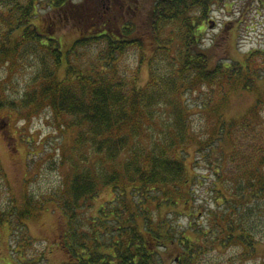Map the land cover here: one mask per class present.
I'll return each instance as SVG.
<instances>
[{"label": "trees", "instance_id": "trees-1", "mask_svg": "<svg viewBox=\"0 0 264 264\" xmlns=\"http://www.w3.org/2000/svg\"><path fill=\"white\" fill-rule=\"evenodd\" d=\"M140 1L0 0V71L6 72L0 77V112L28 120L48 108L59 129L73 132L70 150L61 155V164L73 169L51 199L23 194L20 223L46 201L59 205L68 219L57 241L65 264H160L159 250L171 248L179 249L178 264H200L201 248L218 244L238 246L243 258L257 255L264 248V94L238 121L217 114L206 136L193 128L186 94L205 87L224 96L229 87L254 90L264 76V49L223 59L215 45L205 47L202 26L225 0H154L144 19H133ZM132 47L138 65L123 72L122 57ZM29 67L21 84L19 76ZM236 131L249 143L232 151ZM191 147L215 161L213 190L222 198V207L210 210L209 223L197 230L203 245L180 236L169 217L182 214L196 194L185 165ZM231 164H237L235 172ZM0 174L6 175L1 168ZM108 188L115 196L91 216L89 248L78 210ZM106 234L115 240L105 244ZM30 243L19 240L15 251ZM4 256L2 264L29 262Z\"/></svg>", "mask_w": 264, "mask_h": 264}, {"label": "rangeland", "instance_id": "rangeland-1", "mask_svg": "<svg viewBox=\"0 0 264 264\" xmlns=\"http://www.w3.org/2000/svg\"><path fill=\"white\" fill-rule=\"evenodd\" d=\"M91 1L92 4H98V0ZM153 1L141 0V10H137L133 19H144ZM209 16L202 26L204 30L202 40L207 48L215 45L216 57L243 59L244 55L252 50L264 49V0H225L216 3ZM65 39L71 42L73 35H68ZM132 48L122 57L123 72L128 73L138 65L137 50L135 47ZM142 67L140 80L144 82L147 79V72L145 64ZM29 70L30 67L23 72L22 77L19 76L21 84L25 80L23 76L29 77ZM5 75L6 72L1 70L0 77ZM260 94H264L262 75L254 90L235 91L234 87H229L225 96L220 95L217 90L206 87L195 92L189 91L186 98L195 132H199V136H206L212 132L217 114H222L231 121L244 118L250 109L255 108L254 104ZM262 112L264 114V107L262 111L261 106V115ZM20 115L12 113L11 110L0 112V163L2 164L0 168L6 173V175L0 174V211H2L0 263L6 260L4 256L6 253H12L17 259L29 261L27 263L65 264L67 255L63 248L59 249L57 241L60 238L58 233L64 232L65 226L67 227L68 219L59 205L51 203V200L49 203L46 201L48 204L44 202V208L38 209L36 215L22 220L24 225L20 223L17 205L25 192H31L37 199L43 201L45 199L42 195L50 198L67 173L73 169L70 163L61 164L62 153L68 152L73 143V132L59 129L57 125L60 120L48 108L39 113L36 111L31 113L32 117L28 120L22 115L21 118ZM234 135L237 137V142L231 146L232 151L237 149L236 146H239L240 142L249 143L245 137L239 140V131ZM188 152L185 165L188 175L194 179L193 188L196 194L189 200L188 208H181L184 211L182 214L173 212L169 217L174 226L179 224L180 236L188 237L196 245H203L205 242L203 235L197 230L209 223L210 210H218L222 207V198L213 190V179L216 176L213 169L215 161L212 160L211 163L203 158L197 147L189 148ZM236 166L237 164H231L230 170L235 172ZM216 186L221 188L219 182ZM114 196L115 193L111 188L101 189L97 197L89 201V207L78 210L81 217L78 223L81 227L84 226L86 244L89 248L92 247L91 216L97 213L100 205L110 203ZM12 203H15V209L7 217L6 211L10 210ZM72 219L76 220L77 214L74 213ZM9 222L14 227L13 232L8 226ZM26 237L31 239V243L22 249V253L16 252L17 248H21L17 242L20 240L23 243ZM115 238L116 236L111 234L103 236V240L107 241L105 244L112 243ZM50 241L51 243L54 241L53 245ZM105 249L108 247L106 246ZM164 251L159 250L160 264H178L175 259L180 254L179 249L171 248V251ZM198 259L200 264H263L264 248L260 247L257 255H247L243 258L238 246L231 244L225 248L218 244L217 247H209L206 250L201 248Z\"/></svg>", "mask_w": 264, "mask_h": 264}]
</instances>
